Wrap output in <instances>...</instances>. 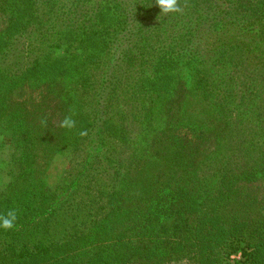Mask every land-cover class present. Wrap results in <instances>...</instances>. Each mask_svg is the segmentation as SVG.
<instances>
[{
	"label": "trees",
	"instance_id": "obj_1",
	"mask_svg": "<svg viewBox=\"0 0 264 264\" xmlns=\"http://www.w3.org/2000/svg\"><path fill=\"white\" fill-rule=\"evenodd\" d=\"M139 1L142 0H67L68 5H62L59 0H0V13L9 16L7 28L0 32V129L6 131L11 142L7 149L0 145V156L6 151L10 158L9 165H3L0 159V166H6L11 176L9 181L0 179V196L15 189L28 192L15 195L17 211L22 217L29 211L40 216L52 210L46 206L54 202L58 190L37 183L33 177L38 150L51 148L46 133L42 128L35 132V126L16 108H4L5 99L26 81L63 76L73 79L76 128L63 135L60 146L81 155L87 145L90 154H77V160H85L83 175L87 173L85 165L92 162L93 166L109 142L122 149L114 162L110 160L112 167L105 172L104 188L86 183L89 192H83L73 208L81 212L87 207L89 220L79 221L78 227L56 241L37 242L19 251L0 249V256L17 264H264V220L254 219L250 205L244 201L231 198L225 202L229 196L226 178L221 179L214 205L205 211L194 189L176 177L175 163L183 155L176 137L171 139L175 150L168 166L143 169L137 151L145 150L148 140H155L150 137L153 125L149 123L154 102L167 103L177 81L169 73H161L155 82L145 80V86L140 83L148 103L141 104L137 116L127 118L125 107L129 103L124 102L123 94L128 70L144 58L149 48L143 38L152 15L136 13L129 5H138ZM186 3V12L172 18L167 27L171 31L167 29L166 42H171L157 57V75L163 70L179 74L181 69L199 75L196 71L202 68L203 59L193 49L202 46L205 31L214 37L223 27L244 28L246 23H252L261 27L264 36V0ZM43 25L53 31V49L69 56L58 59L49 53L41 60L22 64L30 54L25 47L27 40ZM108 63L111 66L100 81L94 80L91 72ZM203 78L198 79L196 87L204 93V107L214 112L210 120L227 118L229 106L214 98V87ZM82 130L88 133L84 137L79 135ZM82 174L77 177L78 183ZM132 176H140L137 185L148 184L136 194L129 185ZM79 187L77 184L73 189L78 191ZM12 204V198L0 204V213L7 205L12 209ZM121 213L117 227L107 232L105 221ZM107 234L110 236L105 240L98 239ZM237 254L240 260L231 261L230 257Z\"/></svg>",
	"mask_w": 264,
	"mask_h": 264
},
{
	"label": "rangeland",
	"instance_id": "obj_2",
	"mask_svg": "<svg viewBox=\"0 0 264 264\" xmlns=\"http://www.w3.org/2000/svg\"><path fill=\"white\" fill-rule=\"evenodd\" d=\"M59 1L62 5H68L67 0ZM129 5L136 13L143 16L151 14L152 17L150 23L146 24L143 38L149 48L146 49L144 58L132 65L127 74L128 82L123 94L124 102L129 103L125 107L127 118L131 120L134 115L137 116L141 104L148 103L147 95H142L145 80L155 82L156 77H162L161 73H169L174 82L177 81L174 95L167 99V103L156 100L154 107L149 105L153 107V116L151 115L149 120L153 125L150 137L155 140H148L145 150L137 151L142 159L143 169L152 171L161 165L168 166L171 162L170 154L175 150L171 139L176 137L183 153L175 163L178 172L176 177H179L184 185L194 189L199 201L204 203L205 211L209 210L210 205H214L221 179L226 178L229 196L225 202L231 198L244 201L250 205L254 219L264 220V36L260 33L261 27L252 23L250 26L246 23L244 28L226 26L214 37L205 31L202 46L197 45L193 49L203 59L202 68L199 67L196 71L199 75L192 71L189 74L185 69H181L179 74L163 70L157 75L154 73L155 66L159 64L157 57L163 55L162 50L171 42H166V37L171 31V28L167 27L172 18L180 14H170L157 20L160 10L155 5V0H142L138 5ZM185 12L184 9L183 13ZM8 23L9 16L7 18L0 13V32L7 28ZM53 40V31L49 32L44 25L39 33H32L25 44L30 54L25 56L22 64L35 59L41 60L49 53L58 59L64 55L69 56V53L54 50ZM165 42L166 46L163 44ZM110 66V63L97 66L96 70L91 72L94 80L100 81V77ZM203 77L214 87V98L229 106L230 114L227 118L210 120L213 111L204 107V93L196 87L198 79L204 80ZM74 90L73 79L69 76L41 78L18 85L10 98L5 99L6 110L16 108L17 112L26 116L30 125L35 126V132L42 128L46 133V141L51 148L38 150L39 156L35 159L36 172L33 177L37 179V183L58 190L54 202L46 206L52 207V210L43 215L39 214L40 216L29 211L23 217L20 215L21 211H17V227L10 231L0 229V249L4 252L12 249L19 251L22 247L37 242L51 243L72 232L78 227L79 221L89 220L87 207L81 212H75L73 208L78 204L79 197H83L82 193L89 192L86 190V183H90L91 187L104 188L105 172L112 167L110 160L114 162L122 150L114 142H109L93 166L92 162L85 165L84 170L87 173L83 175L81 171L85 160H77L79 153L61 148L63 135L69 132L60 128L59 123L64 116L70 114V109L76 113ZM165 97H168V93ZM44 117L47 118V126L40 123ZM5 132L0 129V145L7 149L11 142ZM55 144L58 146H53ZM86 147L87 145L84 146L85 152L79 154L80 156L91 153ZM70 153L73 155L70 156ZM0 159L4 160L3 165H9L10 158L6 151ZM89 165L90 168L86 169ZM5 167L0 166V179L9 181L11 176ZM80 174L82 178L78 183L77 177ZM137 177L132 176L129 182V185L135 188L133 194L146 184L145 182L137 185L136 181L141 179ZM77 184L80 186L78 191L73 189ZM2 185L3 182L0 181V187ZM19 192L29 194L18 189L12 190L8 195L0 196V204L4 205L12 198L13 204L10 208L19 210L15 196ZM8 209L9 205L5 211ZM122 215L123 213L116 214L105 221L107 232L117 227ZM110 227L112 230H109ZM107 236L110 235L100 236L98 239L102 241ZM236 260H240V257L233 259ZM0 264L17 263L2 255Z\"/></svg>",
	"mask_w": 264,
	"mask_h": 264
},
{
	"label": "clouds",
	"instance_id": "obj_3",
	"mask_svg": "<svg viewBox=\"0 0 264 264\" xmlns=\"http://www.w3.org/2000/svg\"><path fill=\"white\" fill-rule=\"evenodd\" d=\"M155 5L159 8L160 12L157 16V20L161 17H167L170 14H182L184 8L187 6L186 0H155ZM70 114L64 116L60 121L59 127L71 132L76 128V120L73 119L75 115L73 110H69ZM42 126H47V118L44 117L40 121ZM88 133L86 130L79 132L81 137L86 136ZM18 212L16 209H8L4 213H0V229L5 231L14 230L17 227Z\"/></svg>",
	"mask_w": 264,
	"mask_h": 264
},
{
	"label": "built area",
	"instance_id": "obj_4",
	"mask_svg": "<svg viewBox=\"0 0 264 264\" xmlns=\"http://www.w3.org/2000/svg\"><path fill=\"white\" fill-rule=\"evenodd\" d=\"M235 257L239 258V257H240V255H239V254H237V255H233V256H231V257H230V258L232 259L231 261H233V259H234Z\"/></svg>",
	"mask_w": 264,
	"mask_h": 264
}]
</instances>
